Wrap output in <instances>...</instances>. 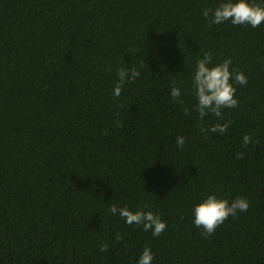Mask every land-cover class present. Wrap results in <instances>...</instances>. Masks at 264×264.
<instances>
[{
    "label": "trees",
    "instance_id": "obj_1",
    "mask_svg": "<svg viewBox=\"0 0 264 264\" xmlns=\"http://www.w3.org/2000/svg\"><path fill=\"white\" fill-rule=\"evenodd\" d=\"M218 3L0 0V264H138L145 247L152 264H264V23L209 24ZM205 52L248 78L223 120L194 111ZM121 67L141 75L114 97ZM209 195L250 207L205 237L193 210ZM113 204L167 228L153 237Z\"/></svg>",
    "mask_w": 264,
    "mask_h": 264
},
{
    "label": "clouds",
    "instance_id": "obj_2",
    "mask_svg": "<svg viewBox=\"0 0 264 264\" xmlns=\"http://www.w3.org/2000/svg\"><path fill=\"white\" fill-rule=\"evenodd\" d=\"M203 16L208 20L209 24L220 25L225 22H231L232 25H250L253 28L259 27L264 23V5L259 3L249 2V0H220V3L215 8L203 9ZM231 58L225 59L222 63L213 65V54L205 52L203 58L197 60L196 70L192 78V95L196 99L194 111L199 115L200 120H203L209 114L214 115L219 120L224 119V109L238 108L239 102L235 98L237 89L231 81L241 86L248 84L247 76L238 70L232 69ZM111 69H109L110 71ZM141 73L133 68L130 71L125 68L117 69L118 83L114 88V97H119L122 93V87L126 81L132 82ZM170 96L174 103L178 102L181 105L184 101L180 99L182 92L177 87V82H170ZM189 111L185 108V115ZM231 121L227 123H216L208 128L201 127V133L207 136L208 132L223 134L227 131ZM122 127V124H118ZM186 138L178 136L176 145L183 149ZM251 135L243 137V147H247L250 143H255ZM244 153L237 154V159H243ZM148 205H145L147 208ZM250 207V202L246 198L237 197L229 202L226 199H219L215 195H209L202 203L195 206L194 224L198 228H202V235L205 237L214 234L216 229L224 224L229 218H236L238 213L247 212ZM109 212L113 215L119 213V216L125 222L131 225L142 226L145 232L151 231L153 237H159L167 228V224L162 221L161 217L152 211L129 210L127 206L118 208L115 204L111 206ZM122 236L117 233L116 241L119 243ZM108 246L101 245L100 251L106 252ZM154 254L151 248L145 247L139 257L138 264H152Z\"/></svg>",
    "mask_w": 264,
    "mask_h": 264
}]
</instances>
